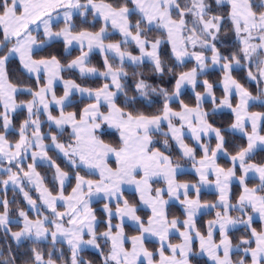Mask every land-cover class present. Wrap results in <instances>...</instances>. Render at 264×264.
I'll list each match as a JSON object with an SVG mask.
<instances>
[{"label":"snow or ice","instance_id":"snow-or-ice-1","mask_svg":"<svg viewBox=\"0 0 264 264\" xmlns=\"http://www.w3.org/2000/svg\"><path fill=\"white\" fill-rule=\"evenodd\" d=\"M255 102L264 0H0V264H93L89 249L100 264H264ZM236 134L245 143L229 151ZM186 165L194 181L179 178Z\"/></svg>","mask_w":264,"mask_h":264},{"label":"trees","instance_id":"trees-1","mask_svg":"<svg viewBox=\"0 0 264 264\" xmlns=\"http://www.w3.org/2000/svg\"><path fill=\"white\" fill-rule=\"evenodd\" d=\"M113 39H119L118 34H114ZM227 39H231V33L228 34ZM55 50L57 52H60L61 51L60 46L57 45ZM164 51L167 52L168 49L165 47ZM77 54H78V52H73V56L77 55ZM92 63L98 67H102L103 61H102L101 56L98 53L93 55ZM190 66L191 65H189V67ZM12 67H15V65H12ZM236 75H237L238 79H241L242 83H246V86L249 87L250 90H252L254 94L256 93V91H257L256 87L251 82L245 81L244 74L242 72L236 73ZM65 77L77 79L78 82L86 83L89 86H93V87L98 86L100 83H102V79H100V78H89L87 81H81L78 78V74L74 73V72L73 73H65ZM208 78L212 81H216V80H218L219 77H218V74L214 73V74L210 75ZM57 94L58 95L62 94V87L57 88ZM216 94H217V96L221 95V90L219 87H217V89H216ZM185 99L189 103L192 102L193 97H192L190 91H189L188 95L185 96ZM79 100H80V98L77 96V101H76L77 104H78ZM85 102H87V101H85ZM206 107H209V106L206 105ZM69 110H73V109H69ZM251 110H253V111H264V107H261L259 104H255V106L252 107ZM20 119H23V116H21ZM213 119H214L217 126H225L226 127L231 122L232 116L228 112H223L222 114L215 115L213 117ZM15 122L18 123L19 121L17 120ZM13 139H15V137H13ZM106 139L114 141L115 137H107ZM229 139L232 141V143L229 144V151H232L233 145H239V144L245 143L244 139H242L241 136L237 135V134L234 136H230ZM49 154L52 155L54 159L56 158V153L54 151L50 152ZM256 159L257 160L264 159V151H258L257 155H256ZM57 163H60L62 167H64L66 165V161H64L62 158L57 159ZM219 163H221L224 166H228V164H229V162L223 158H221ZM40 170L42 173H44L46 171L45 169H40ZM48 175L50 176V172L48 173ZM179 178L182 180H193V181L196 179L195 175L193 173H190V172H188L184 175H181ZM235 191H236V188L234 186V193H235ZM0 195H3V193H0ZM126 195H129L130 199L135 198L134 196H131L129 193H126ZM201 198H202V200L214 201L216 199V196H215V193H209V192L204 191V192H202ZM8 199L9 200L16 199L21 207H23L25 205V202L23 201L22 196H20L18 193H14L11 190H9V192H8ZM96 206H100V204L98 203ZM144 214L145 213H141V215H144ZM170 214L176 215V216H182V210L178 206H172V207H170ZM211 218H212L211 214L201 216L197 220V226L203 231L207 220L211 219ZM256 226L259 227L260 225L257 224ZM13 230H17V229L13 228ZM126 231H128L131 234L134 231V229L129 227L126 229ZM241 235H242V232H239V231L234 232L233 233V242L235 243L237 241V238ZM175 241L176 240L174 239L173 242H175ZM3 244H4V241L2 239V234H0V247H2ZM149 247L154 248V247H156V244L150 243ZM26 249H27V244L25 245L24 248H21L20 251L23 252ZM64 251L67 253V247L66 246L64 247ZM83 255H84L85 259L91 260L93 262V264H100L101 258L98 254H96L95 250H93V249L86 250L83 253ZM205 259H206L205 257H197V260H199L201 262V264H203V261ZM194 264H195V262H194Z\"/></svg>","mask_w":264,"mask_h":264},{"label":"crops","instance_id":"crops-1","mask_svg":"<svg viewBox=\"0 0 264 264\" xmlns=\"http://www.w3.org/2000/svg\"><path fill=\"white\" fill-rule=\"evenodd\" d=\"M58 87H62V85H58L57 88H58ZM56 90H57V89H56ZM78 97H79V96H78ZM79 98H80V97H79ZM80 99H82V98H80ZM255 104H259V103H258V102H255ZM224 112H228V111L225 110ZM237 135H240V134H237ZM240 136H241V135H240ZM185 172H186V173H188V172L193 173L191 167L188 166V165L185 166ZM193 174H194V173H193ZM204 191H205V192H209V193H215L214 190H209V189H204V190H202V192H204ZM97 204H98V203H97ZM97 204H95L94 206L99 210V208H100L101 206H96ZM176 242H178V239H177Z\"/></svg>","mask_w":264,"mask_h":264},{"label":"rangeland","instance_id":"rangeland-1","mask_svg":"<svg viewBox=\"0 0 264 264\" xmlns=\"http://www.w3.org/2000/svg\"><path fill=\"white\" fill-rule=\"evenodd\" d=\"M220 160H221V159H220ZM220 160H219V161H220ZM172 239H173V240L175 239V240L177 241V238H176V237H173ZM176 241H175V242H176ZM93 250H94V249H93Z\"/></svg>","mask_w":264,"mask_h":264}]
</instances>
